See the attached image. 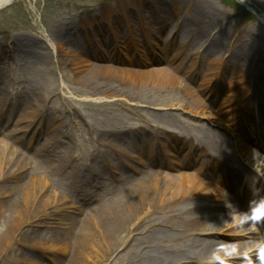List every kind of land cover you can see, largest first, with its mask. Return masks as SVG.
Masks as SVG:
<instances>
[{"label":"rangeland","instance_id":"374dc122","mask_svg":"<svg viewBox=\"0 0 264 264\" xmlns=\"http://www.w3.org/2000/svg\"><path fill=\"white\" fill-rule=\"evenodd\" d=\"M140 1L143 3L136 2V7H133L130 5L131 0H15L9 7L0 11V140L6 139L9 146L11 145L32 162V169L37 176L49 174L48 188L56 191L58 204L63 210L66 206L76 207L82 200H92L90 207L106 200L98 209L99 212L96 210L89 216V220L93 219L92 222L90 220L89 228L78 229L74 234L78 240L85 237L84 243L88 242L86 240L88 235L96 238L95 241L103 250L99 264H140L137 253L144 252V241L139 238L136 231L129 233L126 228L120 230V233L114 237L113 245L109 247L108 244L112 243L109 237H103L97 233L94 222L103 218L99 222L110 225L113 222L111 220H117L111 217L110 212L115 206L113 204L121 198V191L118 192L120 189L104 187L115 165V161L111 162L114 158L110 157L106 147H103L104 142L111 141L116 146L114 156L118 154L122 159L125 152L131 151L132 143L143 139L148 144L155 141L154 126L159 123L158 113L166 111L168 113H165V116L170 127H165L167 129L165 134L169 136L160 139L164 147L154 146L159 156V152L167 151L168 139L173 138L172 135L188 137L190 134H195L197 137L198 126L207 125L202 118L170 108V104H179L180 99L184 98L179 95V91L135 74V72L148 71L156 65L138 64L139 59L142 60L146 56L149 59L152 56L151 50L148 49L145 52L142 49L143 34H148L150 46L156 54L163 45L169 46L176 41L178 47L170 49L171 56L181 50L188 38L192 37L195 43L187 47L184 52L183 49L181 50L179 61V63L185 61L188 66L192 65V55L197 52L196 49L199 48L202 51L211 38L203 36L201 25L203 18L196 12V9L202 11L201 7L196 5L199 3V5L211 7L216 12L218 22L214 27L219 29L233 25L239 31L246 30L254 33L252 36L255 40L264 37V0H200V2L199 0H171L170 2H174L177 7L175 14L182 22L179 20V23H176L175 19L168 21L164 37L158 40H156V34L163 33L160 30L163 24L152 23V21L158 18L157 13L169 11V7L166 6L169 3L165 1L167 4L157 5L152 2L154 0ZM137 8L139 11L136 12ZM122 9L125 10L122 11ZM107 11H109L108 18H111V22L106 21ZM123 16L130 19L131 24L128 26L121 22L119 28L123 36L115 44L112 33L113 21H116V18L122 21ZM88 23H92V29L94 28L95 33L101 35H93L88 40H81L78 36L83 34L80 32L73 40L68 38L69 29L76 25L78 28L86 29L89 28ZM131 28L133 34L129 38ZM213 34L219 36L217 29ZM115 38H118V35ZM219 39L224 41L218 38V42ZM128 40L134 42L129 50L127 46L125 47ZM206 41L208 44L204 45ZM224 44L225 51L229 50V53L223 57H220L221 54L218 57L214 56V60L209 63L203 62V70L201 68L198 70L204 80H206L205 71L208 72L211 67L212 73L218 67L217 59L228 56L233 63L234 53L238 51L233 49L232 42L230 43L229 40H226ZM114 47H116L115 53H111V48ZM246 47L248 54L237 60V65L243 64L238 69L244 70L245 73L250 70V73L254 74L258 66L260 73L263 74L264 50L249 43ZM61 51L81 57V61L77 62L80 66L79 71L76 72L69 64L73 57L70 54H62ZM231 53H233L232 56ZM170 59H166L167 62ZM165 65L166 62L163 67ZM94 66L105 68L100 74L101 79L98 83L100 86L97 85L106 91L104 95H97L93 88L96 84L84 79V74L91 72L90 68ZM109 67L114 70L122 68L124 70L117 71L130 75L126 79V74L115 73ZM191 70L187 71L186 76L194 80L195 72ZM176 76L182 83H189L184 75L176 74ZM229 84L230 82L226 80L224 87ZM263 87L264 84L258 82L260 92L264 91ZM192 90L207 110H213L212 103L209 104L207 100L200 98L194 89ZM28 97L36 101L35 106H26ZM4 98L6 103H14L15 115L10 113L8 109L10 105L2 107L1 101H4ZM26 108H29V112H33V116H36L31 126H29L31 124L29 119L19 121L23 114L28 118L29 112ZM214 111L216 112L215 109ZM7 116L11 118V123L3 125V122L8 119ZM46 118L52 123L40 125V122L42 120L45 122ZM222 127L213 129L223 135ZM15 128H22L23 131L13 132ZM171 130L175 133H168L172 132ZM48 134L56 136L59 141L55 146L58 152L53 154L50 151L52 156L65 150L69 154L65 168H57L56 174L52 177H50L53 173L52 167H48L45 171L40 165V161L48 154L42 149ZM195 137L193 136V140L197 142L199 139ZM131 156L135 158V155ZM129 163L134 164L131 161ZM136 167H138L137 164ZM106 171L108 175L105 174ZM30 173L32 174L31 171ZM48 188H46L47 194L51 195L52 192ZM74 190L78 192L75 193ZM63 193L67 195V201L61 200L59 203V197H62ZM200 199L202 200L203 196H200ZM76 217L83 219V216ZM142 218L140 217L136 224L140 223ZM12 219V213H4L0 210V264L81 263L82 260L79 259L71 260L74 248L64 246L65 251L62 253L57 250L59 242L56 237L68 229V218L61 222L55 218L44 220L38 227H31L25 223L16 225ZM45 223L50 225L47 226ZM100 229L103 232L106 228L100 225ZM91 232L94 234H90ZM34 233L39 234V239L34 238ZM106 240L109 241L107 244H105ZM82 247L84 246L80 248Z\"/></svg>","mask_w":264,"mask_h":264},{"label":"bare ground","instance_id":"6f19581e","mask_svg":"<svg viewBox=\"0 0 264 264\" xmlns=\"http://www.w3.org/2000/svg\"><path fill=\"white\" fill-rule=\"evenodd\" d=\"M13 1L15 0H0V6ZM165 1L169 3V5H166L169 7V11H160L162 14L157 13L158 18H154L152 21V23L161 22L163 24L160 29L163 33L156 34V40L164 37V32L166 33V29L168 28L166 25L168 24V21H171L172 19H175L177 23H179V20L181 21L180 17L175 14L177 7L174 5V2H170L171 0H154L152 2L157 5L167 4ZM136 2L143 3L140 0H131L130 5L136 7ZM196 5L202 9V11L196 9V12L201 14L203 18L201 22V25L203 26V36L208 39L210 37L211 38L209 40V44L208 41L205 42L204 45H208L202 51H200L199 48L196 49L197 52L192 55V65L188 66L185 61L179 63L182 51L184 52L187 47H191L195 43L192 37H189L187 43L181 47V50L183 49L182 51L178 50L171 56L169 52L173 48L178 47L176 41L169 46L167 44L163 45L159 48V52L156 54L154 49L150 46V38L148 37V34L144 33L143 42L141 44V46L144 47L142 49L143 51L145 50V52L148 49L151 50L152 56L149 57V59L147 56L144 57L145 60L139 59L138 64L144 65L153 62H166V65L165 67H162V65L161 67L155 66L148 71L135 72V74L139 75L138 77H143L146 80L162 84L166 87H171V89H174L175 91H179V95L184 98L180 99L179 104H170V108L179 109L181 112L188 113L191 116L200 119L202 118V120L206 121L207 125H197L199 135L195 137V134H190L188 139H193V136L199 139L197 141L199 144L198 147L204 155V163L212 161L215 164V167L224 169L226 172L229 171V169L233 170L236 168L234 155L239 153L242 158H251L255 154L250 151H246L245 149H242L240 152V140L238 142L231 143L230 145L227 139L220 138L219 135L211 131L208 126L222 125L225 129L229 130L234 123L227 117V113L234 111L233 115L236 114V116L232 115L231 117H239L238 113L242 108H244L241 102L246 96L249 97L251 94L257 92L255 96L261 99L258 82L262 85L264 84V72L263 74L260 73L257 66L254 71L259 73V75L255 72L254 74L250 73V70L245 73L243 72L244 70L241 71L238 69L243 64L237 65L236 62L240 58L242 59L247 56L248 52L246 45L248 43L256 45L258 49L264 50V37H259V39L255 40L252 36L254 33L246 30L239 31L237 28L233 27V25H231L232 27L228 25L218 29V27H214V25L218 22L216 12H214L211 7L203 4L199 5V3H196ZM124 10L125 9H122V11ZM137 11H139V8L136 9V12ZM108 13L109 11L105 13L107 16L106 21L111 22V18H108L110 16H108ZM154 14H156V12ZM186 14H184L185 18ZM121 22H124L125 25L128 26L131 24V20L124 16L122 21L118 18H116V21H113L114 28L112 29V33L115 44L118 42V39L123 36L119 28V26L121 27ZM88 24L89 28L86 29H82L80 27L78 28L77 25L72 29H69L68 38L73 40L74 37H77L76 34L80 32L83 34V36H78L81 40H88L90 36L93 35H101L95 33V29H92V23ZM216 29L219 36H215L213 34ZM132 34L131 28L129 38ZM117 35L118 38H115ZM177 36L178 31L176 32V37ZM218 38H222L224 41L219 39L220 41L218 42ZM226 40H229L230 43L232 42L233 49L238 51L234 53L235 59L233 63L230 62L228 56L224 59H217L218 67L215 68V71L211 73L210 67L208 72L205 74L206 80H204V78L201 80V76L197 71L202 68L203 62L209 63L211 60H214V56L218 57L221 54L220 57H223L229 53V50L225 51L224 48ZM137 42L138 40L136 43ZM132 45H134V42H130L129 40L125 43V47L127 46L128 50ZM204 45H202V47ZM115 48L116 47L111 48V53H115ZM61 53L65 55L70 54L69 52L62 51ZM155 54L156 56H154ZM232 55L233 53H231V56ZM70 56L73 57V60H71L69 64L76 72L79 71L80 66L77 62L81 61V57H75L72 54H70ZM169 57H171V59ZM102 58L103 57H101V59ZM97 59L99 58L97 57ZM166 59L170 60L167 62ZM221 66L222 68H220ZM192 68H194L193 71L196 75L194 80L190 79L189 83H182L179 81L176 74L186 75L187 71ZM104 69L105 68H103V66H94L90 68L91 72L84 74V79L86 81L96 84L93 88L95 89L94 91L97 95H104V92H106L104 89H100L97 86L99 85L98 83L101 79L100 74ZM109 69L115 73L118 72L117 70H124L122 68L114 70L111 67H109ZM232 72H235L236 74L232 75ZM118 74L126 73L118 72ZM128 75L130 74L125 75L126 79H128ZM226 80H228L230 84L227 86L225 85L224 87ZM243 83L246 84L241 86ZM191 84L198 85L192 86ZM192 89L195 90L196 94H199L200 98H208V100H211V106H214L216 99L222 96L223 99L220 107L216 109V112L214 111V108L213 110L210 109V111L209 109L207 110V107L201 104V101L195 96ZM262 99H264V91ZM27 101V107H33L36 104V101L30 97H28ZM1 102L2 107H8L10 105L11 107H8V109L10 113L12 112L15 115L14 110L16 108L13 107L14 103H6V99ZM26 110L29 112L30 109L26 108ZM32 113L33 112L31 111L28 113V118L25 117V114L21 115L19 121L29 119L31 122L29 126H31L32 122L36 118V116H33ZM165 113L168 112L159 111V123L157 126H154L155 130L159 131V134H165L167 131L165 127H170ZM42 116L43 113L41 114V117ZM10 123L11 118H8L5 122H3V125ZM51 123V120L46 118L45 122L43 120L40 122V125H50ZM235 124L237 127L242 125V123L239 125L237 123ZM18 131L23 130L22 128H15L13 130V132ZM172 133L175 132L172 131ZM58 142L59 141L56 136L48 134L47 139H45L44 144H42V149L48 154L40 161V165H42V169H45V171L48 167H52L53 173L50 177L56 174L57 168H65V163L67 157L69 156V154L66 153V150L64 152L61 151L57 153L55 156L50 154V151H52L53 154L58 152L55 147ZM180 143L181 144H179V146H183L182 143L184 142ZM104 144L105 145L103 147H106V150H108L107 154H109L110 157H113L116 154V146H114L111 141H106ZM187 144L189 146L194 145L192 142ZM261 169L263 170L264 166ZM235 173L239 174L238 171H235ZM48 175L44 176L39 174L37 176L32 169V162L21 155L11 145L9 146L6 139L0 140V210L4 213H12V220L16 225L25 223L31 227H38L41 224L40 222L44 220H54L55 218L61 222L68 218V229H65L63 233L56 237L59 242V248H57V250L62 253L65 251L64 246L74 248L73 257L71 256L72 261L74 259H79L82 260L80 264H99L103 256V250H101V245L95 241L96 238L88 235L86 239L89 242L88 244V242L84 243L85 237H81L78 240L74 234L78 229L89 228V225L91 224L90 220L91 222L93 220L92 218L89 220V216L101 208L106 200L98 203L96 206L85 207L86 209L84 208V211L81 207L77 208L74 206H66L67 209L64 208L65 210H63L58 204L56 191L54 192L48 188L50 181ZM249 180L252 181V179ZM46 188L52 192L51 195L47 194L48 192ZM210 193L214 194L215 190L212 187L199 182L193 173L190 175H168L167 173L160 172L158 169H149L139 172L135 177L125 180L122 184L121 198L113 204L115 206L111 208L110 212L112 213L111 217H114L117 220H111L113 222L110 225L99 222L103 218L94 222L97 227V233L101 234L103 237H109L112 241V243L108 244L109 247L110 245H113L115 241L114 237L116 234L120 233V230L122 231L126 228L129 233L132 231L138 232L136 234H138L140 236L139 238H142L144 241L143 254L137 253V256L140 258V264H207L206 260H210V263L214 264H242L240 260L233 262L229 259H222L220 260L221 263L218 262V259L224 257L227 252H240L241 248L244 246L242 244L244 243H224L210 237L219 232L222 225L221 220H223L222 216L227 215L226 212H214L210 209L208 210L207 203H202L197 200V197L206 196ZM58 195H60V193H58ZM5 198L7 199L5 200ZM66 198L67 195L63 193L62 197H59V203L61 200L64 202L67 201ZM99 211L100 210L97 212ZM74 214L76 216H83V219L73 216ZM140 217L143 218L140 220V223L136 224ZM232 222L233 221L231 220L226 224L233 225ZM45 225L48 226L50 224L45 223ZM100 225L102 227L104 225V228H106L103 229V232L100 231ZM236 225L237 224L234 226ZM35 234L36 233L33 234L34 238L39 239V234ZM90 234L94 233L91 232ZM136 237L137 236H135V238ZM108 242L109 241L106 240L105 244ZM81 246L84 247L80 248ZM86 246L88 247L86 248ZM259 264H264V259L260 260Z\"/></svg>","mask_w":264,"mask_h":264},{"label":"water","instance_id":"95a60500","mask_svg":"<svg viewBox=\"0 0 264 264\" xmlns=\"http://www.w3.org/2000/svg\"><path fill=\"white\" fill-rule=\"evenodd\" d=\"M8 5H9V3L3 4L2 6H0V10L3 9V8H5V7H7Z\"/></svg>","mask_w":264,"mask_h":264}]
</instances>
